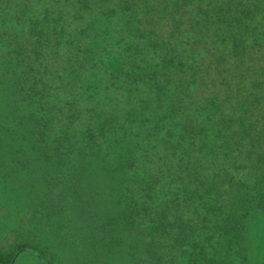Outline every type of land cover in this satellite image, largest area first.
I'll return each instance as SVG.
<instances>
[{
	"label": "trees",
	"instance_id": "16d2710c",
	"mask_svg": "<svg viewBox=\"0 0 264 264\" xmlns=\"http://www.w3.org/2000/svg\"><path fill=\"white\" fill-rule=\"evenodd\" d=\"M35 166L82 221L108 203L135 264L254 262L264 0H0V169ZM35 247L19 237L0 264Z\"/></svg>",
	"mask_w": 264,
	"mask_h": 264
},
{
	"label": "rangeland",
	"instance_id": "374dc122",
	"mask_svg": "<svg viewBox=\"0 0 264 264\" xmlns=\"http://www.w3.org/2000/svg\"><path fill=\"white\" fill-rule=\"evenodd\" d=\"M44 176L45 170L41 166L11 168L8 175L0 169V248L7 249L20 237L34 243L36 252L40 254L37 258L32 250H26L13 264H135L131 249L133 240L121 231L112 230L114 225L109 218L111 210L108 203H102V199H89L87 206L100 209L99 216L95 220L88 221L86 218L82 221L79 204L72 202L73 186L62 185L58 176L55 182L53 177L54 190L47 194V187L50 186H46ZM60 191L66 193V201L62 202ZM49 205L67 212L68 215L63 214L66 222L62 213L45 216L42 209ZM98 217L105 222V229L96 227ZM257 228L263 234L262 250L256 257L260 237L257 230H250V256L255 260L249 264H264V222L258 223ZM103 231L106 232L103 234ZM222 257L225 264L238 262L234 248Z\"/></svg>",
	"mask_w": 264,
	"mask_h": 264
}]
</instances>
